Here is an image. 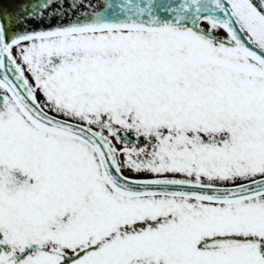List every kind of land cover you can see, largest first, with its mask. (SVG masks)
<instances>
[{"label":"snow or ice","instance_id":"obj_1","mask_svg":"<svg viewBox=\"0 0 264 264\" xmlns=\"http://www.w3.org/2000/svg\"><path fill=\"white\" fill-rule=\"evenodd\" d=\"M0 264H264V0L0 9Z\"/></svg>","mask_w":264,"mask_h":264},{"label":"water","instance_id":"obj_2","mask_svg":"<svg viewBox=\"0 0 264 264\" xmlns=\"http://www.w3.org/2000/svg\"><path fill=\"white\" fill-rule=\"evenodd\" d=\"M35 0H0V9H7L13 14L20 12L22 4H32ZM67 2V0H65ZM93 3L102 5L104 0H92ZM22 14V13H21Z\"/></svg>","mask_w":264,"mask_h":264}]
</instances>
